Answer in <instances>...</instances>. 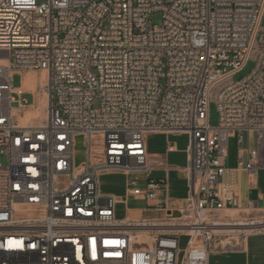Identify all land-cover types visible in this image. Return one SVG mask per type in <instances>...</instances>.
Returning <instances> with one entry per match:
<instances>
[{
  "label": "built area",
  "instance_id": "built-area-1",
  "mask_svg": "<svg viewBox=\"0 0 264 264\" xmlns=\"http://www.w3.org/2000/svg\"><path fill=\"white\" fill-rule=\"evenodd\" d=\"M0 55V264H209L211 252L243 249L223 243L226 228L264 232V205H240L234 179L244 171L253 189L264 170V0H0ZM13 71L48 82L15 88ZM44 92L47 118L22 123ZM252 131L258 146L238 149L227 182L229 139ZM159 133L189 137L178 207L168 179L153 176L164 164L147 136ZM79 135L87 155L76 164ZM112 173L127 177V199L164 216L127 208L118 219L125 200L100 190Z\"/></svg>",
  "mask_w": 264,
  "mask_h": 264
},
{
  "label": "rangeland",
  "instance_id": "rangeland-1",
  "mask_svg": "<svg viewBox=\"0 0 264 264\" xmlns=\"http://www.w3.org/2000/svg\"><path fill=\"white\" fill-rule=\"evenodd\" d=\"M151 21L153 24L161 25L162 24V14L157 12L152 15ZM255 67V62L250 60L240 71H238L233 79L235 81L243 79L248 76L251 71ZM29 72V71H28ZM28 72H20L13 71L12 73V85L15 88H18L22 85L23 74L26 75ZM32 72V71H31ZM37 75H41V72H36ZM16 98L18 96L16 95ZM23 99L27 103H33L34 97L30 93H26L23 95ZM12 106H17V103H12ZM219 122V111L217 109V105L215 102H212L210 105V123L212 125H217ZM151 135L149 138V142L153 146H160L161 143L167 141L166 136L158 137L155 134ZM179 136L178 141L181 145L189 144V137L186 134L174 135ZM173 139V136H172ZM258 135L257 132L252 131L249 135L245 134L244 141L239 142V138L237 136L231 137L229 139V157L227 160L228 165L236 164L235 158L238 153L239 148H252L256 149L258 146ZM75 163L80 164L82 161L86 159L87 149L85 146L84 137L79 135L75 138ZM3 162L5 163V159L3 158ZM153 176H157V173L154 171ZM226 177V176H225ZM258 192L261 193L262 197H264V170L259 171L258 175ZM100 190L105 194H115L119 197V199H124L125 202H121L117 205V218L123 219L127 216L128 210L127 208H143L147 206V203L141 200H137L134 197H129L127 199V177L124 174L120 173H112V174H104L100 176ZM224 180H226L224 178ZM245 204L244 199L240 200V205ZM233 213L237 211H232ZM159 216H164L163 212L158 211H146L144 212V217L151 218ZM238 216V215H236ZM241 216L244 217L243 214ZM246 234V233H244ZM244 234H227V236H222L221 240L223 243L231 242L232 244H236L237 242L243 246L246 236ZM238 236V237H237ZM238 238V239H237ZM239 240V241H238ZM249 250L240 251V250H230V251H218L211 252L209 255V264H264V232L251 234L249 236ZM189 241V236L186 234H182L179 238V245L181 249H184Z\"/></svg>",
  "mask_w": 264,
  "mask_h": 264
},
{
  "label": "crops",
  "instance_id": "crops-1",
  "mask_svg": "<svg viewBox=\"0 0 264 264\" xmlns=\"http://www.w3.org/2000/svg\"><path fill=\"white\" fill-rule=\"evenodd\" d=\"M24 77V74H23ZM29 93V92H27ZM158 137L166 136L167 141L160 144V146H153L149 142V138L151 135L147 136V149L149 153L152 155H156L163 162V166H155V172L157 173V178L166 177L168 179L169 184V198L171 204L175 207L181 206L189 194V181H188V166H189V155L187 153L188 143L186 145H181L178 141L179 136H174L175 134H155ZM173 136V139H172ZM174 146L173 151L168 150V144ZM238 156V153H237ZM237 156L235 158L236 164L228 165V171L226 174V181H230V170L236 168L237 165ZM234 179L239 188L240 200L244 199L245 203L248 199L258 200L261 204L264 205V197H262L261 193L258 192V181L257 187L253 189L248 188V180L247 175L242 170L234 171ZM115 195V194H114ZM117 196V195H116ZM145 202V201H144ZM244 205V204H242ZM130 212L134 216H142L144 217V212L153 211L147 210L146 207L143 208H129ZM151 218H159V216L151 217ZM258 232V231H257ZM251 233V234H255ZM250 234V235H251ZM249 235V236H250ZM249 236L246 237L245 242L243 244V249L240 251L249 250Z\"/></svg>",
  "mask_w": 264,
  "mask_h": 264
},
{
  "label": "bare ground",
  "instance_id": "bare-ground-1",
  "mask_svg": "<svg viewBox=\"0 0 264 264\" xmlns=\"http://www.w3.org/2000/svg\"><path fill=\"white\" fill-rule=\"evenodd\" d=\"M0 63L7 64L8 59L6 56L0 55ZM48 82V77L45 72H42L41 75H37L35 71H29L26 75L23 77L22 82V90L26 91H36L38 86L44 87ZM48 100V94L47 92L42 93L40 97V102L38 106L31 107L25 114L24 117H21L20 120L22 123H31L35 122L37 120H42L47 118V111L45 109V106L47 105ZM237 212L233 213L232 211L229 212L230 216H236L238 215V210H235ZM131 216L132 215L131 213ZM241 225V226H239ZM247 225L246 223H240L238 226H231L226 228L225 232H244L246 235L257 232V228L250 227V226H244ZM259 232V231H258ZM238 237V236H237ZM238 239V238H237ZM239 241V240H238Z\"/></svg>",
  "mask_w": 264,
  "mask_h": 264
}]
</instances>
